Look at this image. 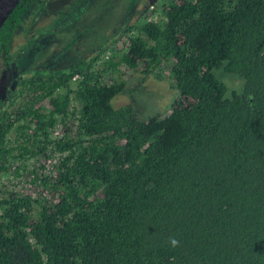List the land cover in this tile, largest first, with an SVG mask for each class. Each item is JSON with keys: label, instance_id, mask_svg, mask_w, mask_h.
<instances>
[{"label": "trees", "instance_id": "trees-1", "mask_svg": "<svg viewBox=\"0 0 264 264\" xmlns=\"http://www.w3.org/2000/svg\"><path fill=\"white\" fill-rule=\"evenodd\" d=\"M222 66L245 79L230 98ZM125 71L169 76L170 113L116 108ZM0 264H264V0H154L103 51L23 80L0 112Z\"/></svg>", "mask_w": 264, "mask_h": 264}, {"label": "rangeland", "instance_id": "rangeland-1", "mask_svg": "<svg viewBox=\"0 0 264 264\" xmlns=\"http://www.w3.org/2000/svg\"><path fill=\"white\" fill-rule=\"evenodd\" d=\"M154 0H36L15 32L9 55L0 60V112L15 98L20 83L37 68L68 69L106 49L128 25L137 22ZM125 89L113 100L116 108L133 107L144 120L166 116L179 98L169 76L122 72ZM227 85L226 97L241 92L245 79L215 69ZM19 102L12 107L16 108Z\"/></svg>", "mask_w": 264, "mask_h": 264}, {"label": "water", "instance_id": "water-1", "mask_svg": "<svg viewBox=\"0 0 264 264\" xmlns=\"http://www.w3.org/2000/svg\"><path fill=\"white\" fill-rule=\"evenodd\" d=\"M20 0H0V30Z\"/></svg>", "mask_w": 264, "mask_h": 264}, {"label": "clouds", "instance_id": "clouds-1", "mask_svg": "<svg viewBox=\"0 0 264 264\" xmlns=\"http://www.w3.org/2000/svg\"><path fill=\"white\" fill-rule=\"evenodd\" d=\"M168 242L173 248L178 247L180 243L179 240H177L174 236H170Z\"/></svg>", "mask_w": 264, "mask_h": 264}]
</instances>
